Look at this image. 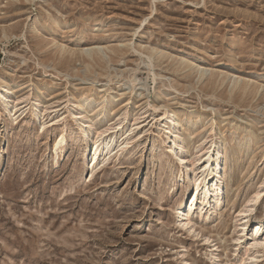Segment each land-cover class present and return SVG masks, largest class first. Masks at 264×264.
I'll return each mask as SVG.
<instances>
[{"label": "rangeland", "instance_id": "1", "mask_svg": "<svg viewBox=\"0 0 264 264\" xmlns=\"http://www.w3.org/2000/svg\"><path fill=\"white\" fill-rule=\"evenodd\" d=\"M198 65L206 77H196ZM0 75L12 84L5 104L27 98L18 119L0 114V264H264L259 246L235 239L238 211L264 187V97L230 92L231 75L264 84V0H0ZM38 96L48 109L34 117ZM74 96L89 98L76 117ZM149 103L177 111L184 164L212 126L225 139L217 177L230 181L210 220L196 207L179 227L183 168L166 148L162 110ZM81 109L93 126L127 112L112 136L130 144L92 176ZM58 110L63 119L39 134Z\"/></svg>", "mask_w": 264, "mask_h": 264}, {"label": "bare ground", "instance_id": "2", "mask_svg": "<svg viewBox=\"0 0 264 264\" xmlns=\"http://www.w3.org/2000/svg\"><path fill=\"white\" fill-rule=\"evenodd\" d=\"M92 49H94V47H87V48H83L82 50L89 52ZM59 51L60 54H64L66 49L65 47H61ZM201 65H198L195 71L196 77H198L199 79L203 78L207 72L205 67H202ZM230 78L232 79L231 81L232 86L230 92H233L236 89L239 91V93L242 96L247 93H250L253 95V98H255L258 94L263 95L264 97V84H261L258 81H252L251 79H247L246 81H241L238 76H234V75H231ZM11 91H12V84L9 83L7 78L0 75V106H2L0 114L2 116V120L8 119L12 115L16 116V118L18 119L25 112L23 110L24 106L22 107L21 104H25V102H27L26 96L17 94L11 98V101L9 103L5 104L3 102L6 94H11ZM101 92H102L101 93L102 96H104L103 94H106V90H102ZM34 100H35V106L32 109V115L36 117L40 115L43 116L44 114H46L44 113V111H46L48 107L43 102L42 97L38 96ZM88 100L89 98L85 96L82 97L74 96L69 105V111L71 115L76 117L78 113L77 110L79 109V107L84 102L87 103ZM19 105L21 107H19ZM148 105L151 104L149 103ZM104 106L105 103H99L98 105L95 106V108H97L95 113L97 119L103 116ZM151 106L155 111L162 110L160 114V119L164 123H166V125L164 126V131L166 132V138H165L166 148L168 149L169 152L173 154V163L177 165H181L183 168L182 172L177 178V182H182L184 184L182 196L180 197L175 210V215L179 227L182 226L184 228V226L186 227L191 223L192 219H185V218L186 217L190 218L189 214L196 207H199V209L201 210L200 216L203 215V211L207 212L206 215L203 216L204 221L210 220L212 214L216 210H218L219 207L221 206L222 201L224 200L226 192L228 190V184L230 181L226 177L225 178L217 177L222 169V165H221V161L223 158L222 150L223 148H225L226 145V142L224 141L225 139L224 138H223L224 140L221 138L217 139L216 135L213 133L214 131L212 126L207 130L206 135L201 137L203 138V141L199 143L198 146H196L195 156L188 159L189 163L184 164L183 162L186 159L185 154L187 153V150L185 144H183V131L180 126L181 119L178 116L177 111L175 109H170L166 105L161 103H157L156 105H151ZM27 110H29V108ZM59 110H61V108ZM59 110L56 116L51 117L49 120H47L48 119L47 118L39 125L38 127L39 134L40 132L44 133L47 127H49L50 125L53 126L55 124H58V122H60L63 119L64 113H59L60 112ZM126 113L127 112L124 111L122 113L115 114L113 118L109 119V121L112 122L109 126H106L101 123L93 126L89 123V120L91 119L92 116L91 110L81 109V116L78 117V119L81 121L82 124L84 123L87 124L88 127L87 128L86 126L82 127L81 131L79 130L80 140L89 143L90 141H93V143H91L90 152L87 153V159H86V161H88L89 164L88 172H87L88 176L89 174L91 176L94 175L99 168L105 166V164L111 161V159L112 160L117 159L121 151L125 148L124 143L126 145L130 144L129 142L130 138H128V140L121 143V145H116L114 143V138L112 136V128H113L112 125L115 124V122H117V119L119 120L122 118L123 115H126ZM48 116L50 117L51 114L49 113ZM227 124L228 122L227 120H225L223 125L225 126ZM236 129L238 128L236 127ZM241 130L243 131L244 129ZM245 130L247 131V133L248 132L253 133V129L252 130L245 129ZM66 140L67 137L65 131L62 130L61 133L55 138L52 144V149L54 150L55 154L59 155L58 151L66 143ZM254 140L255 138L252 137L244 141L242 144H240L239 145L240 152L241 150L243 151L244 147L246 146L249 147L251 143L254 142ZM205 142H209L210 145L205 147L204 146ZM100 155H102L101 162L99 161ZM192 168L195 171L196 168L198 169L196 172H194V175L192 174ZM192 179L195 180V183L193 185H192ZM187 181H189L188 182L189 184H186ZM263 200H264V187L261 184L256 188L253 194L244 202L242 208L238 211V214L236 216V221L239 222L237 223V225L239 226L240 234L238 235V238L235 239H241V237L248 238L247 251H250L259 246L261 248L260 251L264 252V213L262 214L255 213L256 207ZM184 220L185 222L183 223L182 221ZM209 239L210 237H208L207 240ZM186 262L187 264H191V261L189 260ZM249 264H252V262H250Z\"/></svg>", "mask_w": 264, "mask_h": 264}]
</instances>
